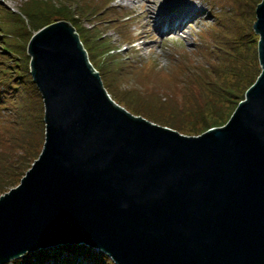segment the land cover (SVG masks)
Here are the masks:
<instances>
[{
  "label": "water",
  "instance_id": "water-1",
  "mask_svg": "<svg viewBox=\"0 0 264 264\" xmlns=\"http://www.w3.org/2000/svg\"><path fill=\"white\" fill-rule=\"evenodd\" d=\"M255 15L260 73L205 132L112 98L72 21L34 32L44 142L0 196V264L60 244L115 264H264V0Z\"/></svg>",
  "mask_w": 264,
  "mask_h": 264
},
{
  "label": "rangeland",
  "instance_id": "rangeland-1",
  "mask_svg": "<svg viewBox=\"0 0 264 264\" xmlns=\"http://www.w3.org/2000/svg\"><path fill=\"white\" fill-rule=\"evenodd\" d=\"M148 1L152 6L160 2ZM214 1L209 14L204 4L203 14L188 23L186 32L171 35L154 28L146 3L130 12L127 2L119 6L120 0H109L105 7L102 0L0 1L5 83L0 89V196L20 182L43 147L41 95L30 74L28 44L34 32L52 22H73L95 72H104L112 98L134 108L135 115L200 132L225 125L261 70L253 24L262 0ZM114 5L118 9L110 14ZM140 31L144 38L132 40ZM184 55L189 61L178 67ZM125 63L135 64L141 75ZM145 65L163 71L146 74ZM4 264L115 263L88 245L60 244Z\"/></svg>",
  "mask_w": 264,
  "mask_h": 264
},
{
  "label": "bare ground",
  "instance_id": "bare-ground-1",
  "mask_svg": "<svg viewBox=\"0 0 264 264\" xmlns=\"http://www.w3.org/2000/svg\"><path fill=\"white\" fill-rule=\"evenodd\" d=\"M120 4L127 2L131 11H135L140 4L146 3V11L150 14L151 22L155 29H162L165 34H180L186 32L188 23L199 18L203 14V5L209 7L208 14L216 6L214 0H160L156 4H152L148 0H120ZM112 12L116 9L110 10ZM111 21V20H109ZM140 28V26L138 27ZM143 31L135 34L134 40L143 39ZM140 44L136 45V49L140 50Z\"/></svg>",
  "mask_w": 264,
  "mask_h": 264
},
{
  "label": "trees",
  "instance_id": "trees-1",
  "mask_svg": "<svg viewBox=\"0 0 264 264\" xmlns=\"http://www.w3.org/2000/svg\"><path fill=\"white\" fill-rule=\"evenodd\" d=\"M103 2V6L105 7V6H107L108 5V3H109V0H102ZM112 10V9H111ZM110 12V14H112V13H114V12H112V11H109ZM216 39H218L217 40V42L216 43H219L220 42V40H222V37L220 36V35H217L216 36ZM213 45H215V42L213 43ZM8 47V46H7ZM186 61H189V58L186 56V55H184L183 56V60H182V62H180V63H178V67H180L183 63H185ZM138 63V62H137ZM125 65H126V67L130 70V71H132V72H134V73H136V74H138L139 76L141 75V71H140V69H138L137 68V66L135 65V64H126L125 63ZM145 70H146V74H151V75H155V76H157L160 72H162L163 70H156V68H155V66L154 65H145V66H142ZM3 67L1 66V62H0V89L2 88H4L3 87V85L5 84L4 82H3V78L1 77V73H2V71H3ZM187 69V68H186ZM186 69L184 68V70L186 71ZM193 70L194 69H190V71L191 72H193ZM197 74H198V72H196ZM143 77H144V75H142ZM253 84V83H252ZM251 84V85H252ZM250 85V86H251ZM249 86V87H250ZM2 96V95H1ZM1 96H0V98H1ZM3 105V104H2ZM1 115V114H0ZM1 117H0V121H1Z\"/></svg>",
  "mask_w": 264,
  "mask_h": 264
}]
</instances>
